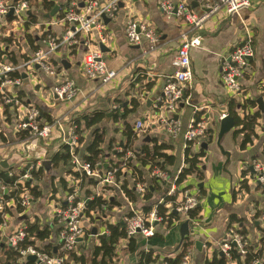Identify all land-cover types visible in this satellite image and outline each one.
I'll return each instance as SVG.
<instances>
[{"label": "crops", "instance_id": "crops-1", "mask_svg": "<svg viewBox=\"0 0 264 264\" xmlns=\"http://www.w3.org/2000/svg\"><path fill=\"white\" fill-rule=\"evenodd\" d=\"M54 1L60 4L58 6H66L70 2H81L83 0ZM93 1H97L100 6L106 2V0ZM162 1L124 0L118 6L114 17L109 18L110 22L105 25V30L101 33L108 40L105 46L108 52L100 53L108 69L114 70L117 76L107 85L101 84L99 80H89L82 73L83 56L88 51L99 50L100 34L95 31H92L88 37H79V42L76 45L70 48H62L56 54L57 74L54 77L45 75L39 68L35 67L17 71L20 74V85L6 90L11 98L19 102L17 107L19 110L12 106L5 113L4 108L0 106V162H7L5 169L16 171L19 168H24V165L32 161L42 164L45 160H51V156L58 153L62 145L61 132L58 130H53L50 138L45 140L31 137L26 141L15 142L12 132L13 117L14 113L22 111V108L29 105L36 107L38 110L49 114L53 121H60L64 128L73 119L83 114L103 112L106 114V119L101 126L106 128V141L110 138H115L118 141L122 138L123 126L109 123L111 112L117 107V101L122 102L123 106H128L133 98H136L140 105L131 120L134 123L137 120L144 122V128L146 129L142 137L136 141V145L139 146L141 140L145 138L167 142L168 145L174 148L168 150L167 154L177 156L173 172L181 166L184 162L182 134L174 139L168 138L164 134L155 116L154 104L161 96L167 79L174 74L171 59L179 46L181 35L187 33L188 30L175 16L168 18L163 14L159 7ZM170 1L175 3L184 1L193 11L202 14L208 10V7L218 5L219 0ZM43 13H38L40 14L39 24L31 27L28 34H31V31H38L33 35L38 39L43 35V30L46 28L47 33L53 38H62L68 31V26L58 24L56 18H42L41 14ZM127 20H133L139 24L145 23L157 32L159 43L155 50L148 51L146 43L140 46L128 45L124 35V25ZM20 24L23 25V22L12 23L8 20L7 28L12 25L15 29L7 33V28H4L3 32L9 34V36L1 37L2 39L11 40L9 45H4L5 51L14 52L19 61L21 57L31 56V50L24 40L25 31L22 29V35L15 33ZM46 25L50 26L46 27ZM243 26L250 30L253 38V57L250 60L249 68L245 72L242 84L249 96L255 99L262 98L264 102V0H250V7L242 10L238 15H227L221 9L205 21L200 32V48L191 49L190 51L193 82L190 88L185 91L184 101L186 100V102L178 105L174 115L184 131L190 120L195 118L197 112L203 114L205 118H208L209 127L213 131V141L207 146L209 149L207 148L208 152L203 162V180L198 184V192L199 189H202L203 194L200 204L202 206V232L194 238L190 237L193 242L195 240L200 241L203 248L202 252L199 253L194 246L191 264H203L206 257L204 252L207 255L208 245L216 247L221 244L236 227H243L248 234V239L252 242L258 241L261 228H263L261 218H255V213L256 210L264 209V190L259 189L256 191L253 188L249 194L239 196L240 193H238L237 187L234 188V182L237 180L238 183L240 177L239 167L242 164L249 165L254 158L264 164V154H262L264 115L258 121L255 129L257 138L245 150H240L242 137L234 138L233 131L228 133L231 135L221 141L223 152L216 144L218 124L215 122V118H219L222 113H226L227 103L231 99L221 84V64L241 41L244 35ZM40 44L43 48V40ZM14 46H19V48L14 50ZM60 60L65 61L67 65L63 66ZM3 64L8 63L3 62ZM63 76L75 84L78 92L77 97L69 103L54 100L51 94V89L61 82ZM147 85H150L148 89ZM148 102L151 103L148 104ZM80 129L84 139L80 146V152L83 155L93 130H84L83 125ZM235 143L238 144V147L235 146ZM226 153L229 155L228 158L225 155ZM67 169L61 167L57 171L51 164V171L49 173L45 171V180L41 186V199L31 204L24 214L15 215L16 213H13L11 217L6 219L3 226L5 239L20 227H23L26 220L30 223L38 221L42 225L53 223V212L56 204H53L54 201L53 199L50 200V197L54 195L53 197L64 201L65 193L62 192L58 180L62 177L61 172H67ZM51 176L55 177L53 187L50 183ZM189 181L193 184L197 183L194 177ZM200 184L202 187H199ZM249 185L254 187L251 181ZM98 188L94 187V193H99ZM49 190H56V193L50 194ZM112 192L113 194L107 199L113 200L116 197V201L120 203L121 207H115V210L120 212L113 210L108 216V222L116 224L120 222L122 214L128 208L118 192ZM82 194L83 192L80 193V195ZM157 197L155 196V199ZM58 223L60 224V222ZM179 226L177 225L168 231H163L160 228L161 230L157 231L156 236L150 239L136 236L142 242L139 251L152 250L160 255L176 252L181 244ZM61 227L58 225L53 230L58 232ZM94 228L97 230V234L104 231L101 226ZM61 233H53L52 242L54 245L59 243ZM91 237L93 238H89L87 242L82 241L80 243H84L86 246L91 242L95 243L97 239L95 236ZM39 245L44 247L45 244ZM121 246L124 252L119 256V261L114 264H136V254L127 253L125 246ZM86 255L89 257V251L86 252Z\"/></svg>", "mask_w": 264, "mask_h": 264}, {"label": "built area", "instance_id": "built-area-1", "mask_svg": "<svg viewBox=\"0 0 264 264\" xmlns=\"http://www.w3.org/2000/svg\"><path fill=\"white\" fill-rule=\"evenodd\" d=\"M124 0H106L103 5H99L97 1H74L66 4L62 11V17L57 19V23L68 26V31L62 36V38H53L47 33V29L44 28L43 34H47L43 40L44 47L38 52L29 56L28 61L23 62L18 66H12L10 64L0 63V106L9 105L18 109L19 102L11 98L7 92V88L19 86L21 83L20 78L10 79L8 74L32 69L38 66L45 75L54 77L56 73V66L53 64L55 56L62 48H70L79 42V37H88L92 31L100 34L99 45L106 46L108 40L101 35L105 30V25L101 19L102 15L107 18H113L115 12L118 9V5ZM81 6V7H80ZM160 9L166 17L175 16L178 18L188 30L187 33H183L180 37V43L171 59V65L174 68V74L169 77L166 84L163 87L161 96L155 101L154 109L156 111L157 121L160 123L164 134L171 139H174L178 135L182 134L183 146L182 151L190 148L197 149L201 145V140L205 138L207 131L209 130L208 118L201 117L199 121L195 118L190 120L187 128L183 131L180 123L175 118L178 105L182 102H186L185 91L190 88L193 82V72L190 62L191 49L200 48L201 36L200 32L203 29L205 21L214 13L219 10H223L227 15H238L242 10L250 7V0H219L218 5L208 7L206 12L198 14L193 11L186 2L179 1L177 3L170 0H163L160 5ZM10 12H12L10 14ZM29 5L27 1L16 0H0V38L3 35L4 28H7L8 18H12L13 22H25L24 19L28 15ZM50 26V25H46ZM243 37L238 45L233 48L227 58H225L221 64L220 80L221 84L228 94V96L237 98L240 102H244L250 96L245 92L242 84V80L245 76L246 70L250 66V58L253 57L252 35L250 30L243 26ZM125 39L130 46H140L146 43L147 50L153 51L159 43V36L157 32L148 26L147 24H139L133 20H127L124 25ZM100 50V49H99ZM94 50L88 51L82 59V73L83 76L89 80H99L103 84H107L112 81L117 73L114 70L108 69L103 58L101 57V51ZM61 61V60H60ZM58 101L71 102L77 97V88L75 84L68 78L63 76L61 82L54 88ZM19 110V109H18ZM248 111L244 112L247 115ZM227 114L222 113L219 116V120L225 118ZM40 117L39 110L31 105L22 108V111L14 113V123H12V132L17 134L25 132L28 136L36 137L42 140L50 138L53 130L61 132L62 145L68 146L71 152L70 170L79 176L95 179L98 183L96 187L100 190L104 188H110L111 191L119 188L116 182L117 172L125 173L127 171L126 164L128 160L134 162L136 157L132 152H127L123 163L120 168L111 167L109 170L103 169L99 165V170L103 171L100 174L99 170H93L89 163L85 162L80 153H76L75 149L80 150L78 144L79 136L76 133L77 127L73 122L67 124L64 128L60 121H53L52 124H40L38 121ZM134 130L137 132L138 138L146 132L144 128V122L137 120L134 123ZM116 152H122L121 148H117ZM250 168L255 174L256 181L254 184H258L264 188V167L257 161L253 160ZM40 163H36L35 167H38ZM248 166V165H247ZM26 167V165H24ZM33 165L28 167V171L20 179L19 183L23 185L24 181L31 179L30 171L35 168ZM187 165L182 163L181 166L175 172L173 177H169L168 174L161 170L159 167L154 166L149 170L148 176L156 178L161 184H165L164 192L162 196L172 198L176 197V204L174 207L166 205L169 212L178 214L182 219L181 222H177L175 226L185 222L188 218V213L194 210L201 204L199 200V192L197 188H191L188 190L179 191L177 185L178 175L183 168ZM76 186L79 181L74 180ZM250 182V181H249ZM248 182V184H249ZM256 182V183H255ZM169 188L166 190V186ZM146 184H136L134 192L136 195L142 197L146 193ZM240 189L238 183L237 189ZM118 192V191H117ZM4 193V188L1 187L0 194ZM79 191L74 190L72 195H65V203L68 205L66 211H62L60 205L54 207V217L58 216L60 224L64 227L59 240L61 245L60 250L62 252L74 251L77 240L84 236V219L82 213L84 211L85 199H80L74 204ZM93 193V192H92ZM97 196L99 193H94ZM119 196L126 202L127 210L121 216L120 223L124 225L126 235L128 238L141 236L143 239H150L156 236L157 231L161 228L163 231H168L162 224L163 218L158 214L156 206L153 207L150 212L144 213L142 209L136 204L128 201L121 191L118 192ZM22 205L27 209L31 206V200L28 192L23 193L20 196ZM89 200V199H88ZM157 205H164L163 197H159ZM3 209L0 202V211ZM115 209V207H114ZM185 219V221H183ZM87 220V219H86ZM188 222V221H187ZM261 222L264 226V215L261 217ZM99 223H103L101 220ZM189 223V230L202 229L200 221H191ZM114 224V223H112ZM173 228V227H172ZM24 227H20L14 233L7 237L9 246L16 247L19 242L25 238ZM160 229V230H161ZM107 235V231H102L97 236ZM190 238V237H189ZM247 239L236 232V229L231 231L227 235V239L221 244L214 247L208 245L207 250L213 251V248L217 249L224 256L227 255L230 250V244L238 248L241 255L244 254V246ZM29 255H35L37 257L38 264H63L65 257H57L54 255H47L44 252L38 251L33 247H28L25 250L20 251L22 261H26V257ZM192 253H187L181 264H191ZM36 264V263H35ZM252 264H258V261L252 262Z\"/></svg>", "mask_w": 264, "mask_h": 264}, {"label": "trees", "instance_id": "trees-1", "mask_svg": "<svg viewBox=\"0 0 264 264\" xmlns=\"http://www.w3.org/2000/svg\"><path fill=\"white\" fill-rule=\"evenodd\" d=\"M27 1L29 5L30 14L26 16L23 23V29L25 31L24 40L26 41L28 47L31 50V55L38 52L41 49V42L46 38V34L36 38L28 34L31 27L39 24L40 14L39 12H44L41 14L43 18L44 14H48L57 5L54 0H16ZM92 1V0H83ZM60 9L56 13V19H60L62 16V11L65 5L59 6ZM9 21L12 22V18L9 17ZM9 45L11 40L0 38V44ZM29 57H21L20 61L26 62ZM14 52L5 51V48L0 47V63L7 62L12 66H18L20 63ZM56 66V61H53ZM8 78L16 79L20 78L19 72L15 71L8 74ZM150 85H147V89ZM139 101L136 98L130 100L128 106H123V103L117 101V107L112 110L109 123L113 125L121 124L123 126L121 139L116 140L115 138H110L106 141V128L101 126V124L106 119V114L103 112H93L91 114H83L78 118L72 120L73 124L76 125V133L79 136L78 144L81 145L84 141L82 137V131L80 127L83 125L84 130L92 129L93 132L90 136V140L85 146L82 159L89 163L93 170H99V165L103 168L106 164L108 165L107 170L111 167L120 168L123 159L127 152H132L135 154V161L126 164L127 171L121 173L120 171L116 174V182L119 186L118 192L124 193L126 199L133 204H136L143 210L144 213L150 212V210L156 206L158 214L163 218V226L169 230L177 222H181V217L173 212H169L166 205H171L174 207L176 204V197L168 198L162 196L165 188V184H161L156 178H151L148 176L149 170L154 166L159 167L164 170L169 177H173L177 169L173 172L175 167L177 156L167 154L168 150H173V146L167 144V142H159L157 139H143L140 145H136L138 141L137 132L134 130V122L131 120L133 114L139 108ZM9 105H4V111L7 113L9 110ZM248 111L247 115L244 112ZM40 117L38 121L40 124H52L53 119L47 113L39 110ZM226 114L234 119L235 127L233 130V137H242L240 143V150H245L248 146L253 144V141L257 138L255 129L258 125V121L262 119V112L258 109L256 99L250 96L244 102H240L239 99L231 97L226 106ZM203 114L198 112L195 114V120L199 121ZM264 131V124L262 127ZM15 142L26 141L30 139L25 132H20L14 135ZM213 141V131L210 129L207 131L204 139L201 140V145L197 149L187 148L183 152L184 164L187 165L183 168L181 173L178 175L177 185L179 191L188 190L191 188H197L198 184L203 180V162L206 157V150L202 148V145H209ZM116 146V147H115ZM121 148L122 152H116L115 148ZM114 148V150H113ZM76 153H80L78 148L75 149ZM81 154V153H80ZM262 154H264V142L262 144ZM107 155H109L107 157ZM71 152L68 146L61 145L58 153L51 156V164L54 169L58 168H68L67 174L71 175L74 180H78L79 183L76 186L68 187L66 180L61 177L59 181L60 188L65 195H72L74 190L78 189L79 193L77 195L74 204L80 199H85L84 201V211L82 213V218L84 219V236L83 242H87L91 237V229L94 227L102 226L107 235L95 236L97 239L95 243L91 242L88 246L84 243L76 245L74 251L62 252L60 250L61 245H54L52 242L53 233L60 234L64 227L59 224L58 216L54 217L53 223L51 225H42L38 221H33L30 223L26 220L23 225L25 238L17 244L16 247L9 246L7 240L4 238L3 226L7 218L13 215V212L17 215H22L26 212L27 207L22 205V200L20 196L28 192L31 200V204L36 203L38 199L42 197V183L45 180V170L42 164L38 167L36 166V161L29 162L26 167L19 168L14 171V169H2L0 167V189L4 188V192L0 194V202L3 209L0 211V264H35L30 261H22L20 256V251L25 250L28 247H33L38 251L44 252L47 255H53V248H56L57 257H65L63 264H113L116 255V249L118 245L125 241V251L129 254H136L137 263L136 264H181L183 257L187 253L194 252V242L190 238H185L181 243L179 249L171 254H156L152 250H142L139 251L141 245V240L139 237L128 238L126 235V230L123 224L117 222L116 224H111L109 222L99 223L103 218L106 217L108 211H111L113 207L120 206V203L116 201V197L112 199H105L103 195H96L92 193L86 187H96L97 181L92 178H86L79 176L78 174L70 170V160ZM255 160V158L253 159ZM257 160V159H256ZM258 161V160H257ZM260 163L264 164L260 161ZM33 165L35 168L30 171L31 179L24 181L23 185L19 183L20 179L28 171V167ZM251 163L241 170L240 173V190L249 194L253 188L258 191L262 186L254 184L250 186L246 180L247 175H250L254 179L255 174L250 170ZM100 174L103 171H98ZM194 177L195 182L192 183L189 180ZM55 177L50 178V183L53 187V182ZM256 181V177L255 180ZM136 184H146V193L144 196L140 197L135 194L134 188ZM109 189L110 188H104ZM264 189V188H263ZM83 192V196L80 193ZM56 190L51 191V194H55ZM199 200L201 201L202 189H199ZM54 196V195H53ZM82 196V197H81ZM155 196H158L155 199ZM163 197L164 205H157L159 197ZM89 199V200H88ZM59 202V200H57ZM60 208L62 211L68 209V205L65 201L60 200ZM10 204H12L10 206ZM202 206H197L194 210L188 213V218L186 221H200L201 220ZM264 215V209L256 210L255 218H261ZM87 219V220H86ZM185 221V219L183 220ZM238 223V222H237ZM60 225L61 229L56 232L53 230L56 226ZM236 232L247 239L244 246V254L241 255L236 246L230 244V250L226 256H220V252L213 248L210 257H205L203 264H252V262L258 261V264H264V226L261 228V235L256 242H252L248 239L247 233L243 227L237 228ZM39 244H45L44 247ZM89 251V257L86 252Z\"/></svg>", "mask_w": 264, "mask_h": 264}, {"label": "water", "instance_id": "water-1", "mask_svg": "<svg viewBox=\"0 0 264 264\" xmlns=\"http://www.w3.org/2000/svg\"><path fill=\"white\" fill-rule=\"evenodd\" d=\"M120 6V4L118 5ZM81 7V6H80ZM60 7L59 6H55L51 12H49L48 14H44L43 15V18L44 19H51V18H54L56 13L59 11ZM12 12H10L11 14ZM30 14V12H28V15ZM101 19L103 20V23L104 25H107L109 22H110V19L107 18L105 15H102L101 16ZM101 53H105V52H108V49L103 46V45H99L98 46ZM251 60V58H250ZM61 64L63 66H66L67 64L65 63V61H60ZM35 68H38V66H35ZM22 77L25 78L24 75H22ZM51 94L53 96V99L54 100H58V96L53 89H51ZM151 103V102H148V104ZM256 103H257V106H258V109L261 111V112H264V102H263V99L262 98H257L256 99ZM109 116V114H108ZM215 122L218 124V132H217V139H216V144L218 146V148L223 152L222 148H221V141L222 139L225 137V135H227L228 133L232 132L234 130V127H235V122H234V119L228 115L225 116L224 119L222 120H219L218 118H215ZM202 148L207 150V145L203 144L202 145ZM227 156V158L229 157V155L226 153L225 154ZM0 166L2 168H6L7 167V162L6 161H1L0 162ZM42 166L44 167V170L49 173L51 171V161L50 160H45L42 162ZM107 168V165H104L103 166V169H106ZM250 170H252V168H250ZM199 187H202V185L200 184ZM169 188V185L166 186V190ZM6 193V192H4ZM179 234H180V243L183 242V240L185 238H189L191 235H193V231L192 230H189V223L187 221L183 222L180 224L179 226ZM91 235L92 236H96L97 235V230L95 228L92 229L91 231ZM83 241V238H79L77 240L78 243L82 242ZM181 245V244H180ZM194 246H195V249L197 250V252L201 253L202 252V248H203V244L198 241V240H195L194 241ZM180 247V246H179ZM54 255L56 254V248H53V252H52ZM220 256H223L222 253H220ZM26 261H30V262H33V263H37V257L35 255H29L26 257Z\"/></svg>", "mask_w": 264, "mask_h": 264}, {"label": "rangeland", "instance_id": "rangeland-1", "mask_svg": "<svg viewBox=\"0 0 264 264\" xmlns=\"http://www.w3.org/2000/svg\"><path fill=\"white\" fill-rule=\"evenodd\" d=\"M58 4V3H57ZM60 5V4H59ZM44 24V23H43ZM19 26V28H17L18 30L17 31H15V33L16 34H19V35H22V32L24 31V29H23V25L22 24H20V25H18ZM43 28H44V25H43ZM15 28H14V26H10V27H8L7 29H6V31H7V33L8 32H12L11 30H14ZM22 29H23V31H22ZM38 31H31V35L33 36L34 34H36ZM6 35V36H5ZM24 35H25V33H24ZM7 37V36H9V34L7 35L6 33H4L3 32V35L1 36V37ZM0 47L1 48H4V44H0ZM19 48V46H14V50H16V49H18ZM101 83V82H100ZM101 84H103V83H101ZM107 84H109V83H107ZM107 84H103V85H107ZM67 103H69V102H67ZM1 108V107H0ZM229 135H231V134H227V135H225V137H227V136H229ZM224 137V138H225ZM235 146H237L238 147V144L237 143H235ZM209 149V148H208ZM208 149L206 150V154H207V152H208ZM247 165L248 164H242L240 167H239V173H241V170H244L245 168H247ZM55 170H57V169H55ZM58 171V170H57ZM66 171H64V172H61V176L66 180V183H67V185H68V187H73L74 186V179H73V177L71 176V175H68L67 174V172L65 173ZM236 177V176H235ZM239 180H240V178H239ZM239 180H238V182H239ZM246 180L249 182V181H251V182H253L254 180H255V177H254V179H252L251 177H250V175H247V177H246ZM237 180L234 182V188L236 189V187H237ZM90 188V190L94 193L95 191H94V187H88V189ZM97 188V187H96ZM50 189H52V187H50ZM260 189H263V188H260ZM264 190V189H263ZM51 191L52 190H49V193L51 194ZM98 192H99V194L100 195H103V197L105 198V199H107L109 196H111L112 194H113V192L111 191V190H109V189H99L98 188ZM238 193H240V194H238L239 196L240 195H244V194H247L246 192H243L242 190H240L239 188H238ZM83 196V195H82ZM41 199V198H40ZM51 199H53V201H54V203L53 204H56V205H60V200H59V202L57 201L59 198H57V197H53V195L50 197V200ZM39 200V199H38ZM37 200V201H38ZM12 204H10V206H11ZM120 207H121V205H120ZM118 208H119V206H118ZM113 210L114 211H117V210H115L114 209V207L112 208V210L111 211H108V213H107V215H106V217L105 218H103L102 219V221L103 222H108V216H110L109 214L111 213V212H113ZM117 212H120V211H117ZM14 213V212H13ZM15 215H17V214H15ZM111 218V217H110ZM101 226V225H100ZM102 227V226H101ZM201 232H202V230L201 229H197V230H194V233H193V235H191L190 237L191 238H194V237H196L198 234L200 235L201 234ZM121 245H123V246H125V243H124V241H122V243H120L119 245H118V247H117V249H116V255H117V257L115 258V260H114V263L115 262H118L119 261V256L121 255V253L122 252H124V249H122V246ZM206 253H207V255L205 254V252H204V256H206V257H210L211 256V254H212V252H208V250H206ZM193 255V254H192ZM191 262H192V258H191ZM113 263V264H114Z\"/></svg>", "mask_w": 264, "mask_h": 264}]
</instances>
